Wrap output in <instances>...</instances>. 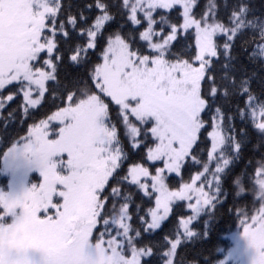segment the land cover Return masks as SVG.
<instances>
[{
    "label": "snow or ice",
    "instance_id": "1",
    "mask_svg": "<svg viewBox=\"0 0 264 264\" xmlns=\"http://www.w3.org/2000/svg\"><path fill=\"white\" fill-rule=\"evenodd\" d=\"M0 164V264H264V0H0Z\"/></svg>",
    "mask_w": 264,
    "mask_h": 264
},
{
    "label": "trees",
    "instance_id": "2",
    "mask_svg": "<svg viewBox=\"0 0 264 264\" xmlns=\"http://www.w3.org/2000/svg\"><path fill=\"white\" fill-rule=\"evenodd\" d=\"M1 166L2 164H0V169ZM7 182L8 178L0 175V185ZM201 223L206 236L198 237L193 243L198 254L202 255L205 264H216L227 254L231 243L225 235L236 228L239 219L236 215L219 209L214 219L205 215Z\"/></svg>",
    "mask_w": 264,
    "mask_h": 264
},
{
    "label": "rangeland",
    "instance_id": "3",
    "mask_svg": "<svg viewBox=\"0 0 264 264\" xmlns=\"http://www.w3.org/2000/svg\"><path fill=\"white\" fill-rule=\"evenodd\" d=\"M0 175L6 176L9 180V175L3 171L2 166L0 169ZM31 175L32 177H35L34 172ZM20 179H22V177H20ZM240 233L241 228L239 222L234 230L225 235V237L229 239L231 245L227 254H225L216 264H220L221 261H223V264H251V250L248 249L246 241Z\"/></svg>",
    "mask_w": 264,
    "mask_h": 264
}]
</instances>
